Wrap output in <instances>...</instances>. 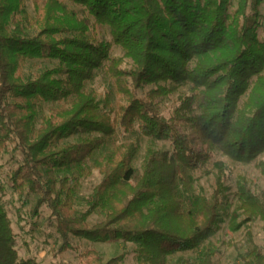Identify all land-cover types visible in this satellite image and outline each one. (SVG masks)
I'll list each match as a JSON object with an SVG mask.
<instances>
[{
	"label": "trees",
	"instance_id": "trees-1",
	"mask_svg": "<svg viewBox=\"0 0 264 264\" xmlns=\"http://www.w3.org/2000/svg\"><path fill=\"white\" fill-rule=\"evenodd\" d=\"M31 1L34 14L27 0H0V156L20 154L8 182L19 200L34 197L32 218L50 211L62 240L56 254L77 251L74 237L133 243L137 264L175 255L174 264H216L218 249L206 241L228 218L248 244L234 264H264L251 232L257 221L264 233V192L239 175L232 202L224 160L210 196L192 177L221 155L253 163L264 178V0ZM34 60L56 65L25 79ZM100 70L102 95L88 86ZM172 96L166 117L161 106ZM143 137L171 150L146 147L137 169ZM94 172L99 181L78 208ZM5 194L0 183V264H37L18 257ZM93 214L101 219L89 223ZM201 246L197 259L181 255ZM126 254L102 263L88 248L80 257L120 264Z\"/></svg>",
	"mask_w": 264,
	"mask_h": 264
},
{
	"label": "rangeland",
	"instance_id": "rangeland-1",
	"mask_svg": "<svg viewBox=\"0 0 264 264\" xmlns=\"http://www.w3.org/2000/svg\"><path fill=\"white\" fill-rule=\"evenodd\" d=\"M26 9L29 13L34 14V6L31 0H27ZM261 11L264 13V7H261ZM262 24L264 25V18L262 19ZM258 34H262L261 29L258 31ZM119 53L120 49L114 46L112 55H117ZM55 65V61L51 62L49 60L28 61L23 67L24 78L31 79L41 69L45 67L51 68ZM107 85V78L103 70L96 72L93 81L88 83V86L93 88L99 93V95H102ZM146 90L147 88L140 90V95H143ZM173 99L174 96L170 97L169 100L161 106V112L166 117L169 116L173 108ZM49 108L50 106L46 107L44 113H49ZM39 121L40 118L37 119L36 122L39 123ZM134 138L135 135L121 136L123 142L133 140ZM148 146L158 150H171V146L167 141L149 137L141 138L140 151L137 160L134 162V166L137 169H139L141 165L144 151ZM19 159L20 154L12 152L11 149L9 152L0 156V164L2 165L0 183L6 190L4 205L7 209L8 217L16 235L17 252L20 259H34L37 264H59L61 262L65 264H82L80 253L88 248H93L102 256V263L107 262L115 256L127 253L120 264H137L135 257L132 254L135 245L133 243H123L121 241L92 243L70 237V243L79 249L77 251L67 250L61 254H56V250L61 245L62 240L54 225L49 220L50 211L45 206H42L39 210V217L32 218L30 216V211L33 208L34 197L28 196L19 200L13 193L8 182L9 170L19 165ZM218 160H224L229 165L230 174L227 185L229 186V196L232 202L234 199L233 193L236 190V180L239 175H245L255 191L258 193L264 192V178L260 175L253 163L244 164L241 162H234L221 155L214 157L203 168L192 173L194 187L197 191H201L207 196L211 195L214 187V165ZM99 178V175L94 172L89 178L83 181L82 190L76 204L78 208L85 207V201L89 198L91 191L99 181ZM232 209L233 206L229 210V213L232 212ZM100 219L101 217L99 215L93 214L88 218V221L89 223H94ZM227 221L228 218H226L225 222L221 224L220 229L213 234L208 241H206V243H211L218 249V255L215 258L216 264L240 263L239 255L243 254L248 248L244 231L239 230L233 232L230 230ZM251 232L255 244L264 253V233L261 229V224L255 221L252 224ZM201 248L202 246L196 251L187 252L181 255H187L193 259H197ZM178 256L179 255L169 257L168 264H174Z\"/></svg>",
	"mask_w": 264,
	"mask_h": 264
}]
</instances>
